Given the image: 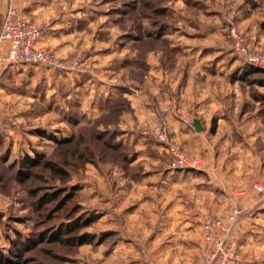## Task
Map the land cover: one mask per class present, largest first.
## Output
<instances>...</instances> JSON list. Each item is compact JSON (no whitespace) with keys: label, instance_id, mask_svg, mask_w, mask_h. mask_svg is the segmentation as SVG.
<instances>
[{"label":"rangeland","instance_id":"374dc122","mask_svg":"<svg viewBox=\"0 0 264 264\" xmlns=\"http://www.w3.org/2000/svg\"><path fill=\"white\" fill-rule=\"evenodd\" d=\"M249 1L0 0V31L8 9L16 8L42 25L41 43L73 65L20 63L22 74L0 78V264H201L205 219H226L233 208L241 209L235 199L253 191L262 206L254 217L264 226V192L253 186L264 183V72L247 75L241 85L248 95L232 100L230 110L197 109L206 131L189 147L173 137L167 117L169 106L184 104L180 83L148 69V59H159L165 70L176 68L178 43L246 64L233 47L230 26L251 50L264 53V10L258 9L264 0ZM248 92L261 99L242 116ZM159 126L190 161L236 171L228 173L235 188L215 199L212 213L201 215L192 231L182 216L195 207L172 200L193 192L204 200L212 192L189 187L196 180L187 172L200 168L170 167L166 145L143 133ZM38 154L39 164L29 168L25 159ZM149 169L183 170L184 177L149 176ZM244 180L249 186L239 190ZM242 215L241 209L232 232ZM88 219L78 231L62 230L65 223ZM83 232L94 240H71ZM123 234L131 238L115 246ZM239 250L251 264H264V239H250Z\"/></svg>","mask_w":264,"mask_h":264},{"label":"crops","instance_id":"0c3cea01","mask_svg":"<svg viewBox=\"0 0 264 264\" xmlns=\"http://www.w3.org/2000/svg\"><path fill=\"white\" fill-rule=\"evenodd\" d=\"M248 2L250 1L248 0ZM0 7H2L1 4ZM3 9L6 10L5 4L3 6ZM258 9H260V13L263 14L264 6L259 7ZM260 24L264 26L263 19L260 21ZM259 41L263 43L264 38L262 36H259ZM176 47L182 50L181 59L175 62L176 68H173L172 70L170 69V71L165 70L164 68L159 66V59H157L156 62L153 61L155 63L148 59V69L149 72L155 71V74H165L164 77H166L167 79L170 78V75H173V78H176V82L178 81L180 83L178 92H180V102L183 101L184 104L182 103L180 106H178V104H175L174 108H171L169 106L167 108V117L170 124L173 126V130L171 129L173 137L176 140L182 141L184 144L187 143L189 147H192V145L194 146V144L195 146H197L195 141L197 140V138H199V134L206 131L207 126L205 123H203L204 117L197 114V109L213 111L212 113L221 109L225 111L226 108L227 110H230V104L232 100H234L235 102H241V94L244 92L245 95H248L246 94L245 89L242 88L241 84H244V80L248 78L247 75H249L250 72L258 70H255L251 65L247 63L245 64L238 62L236 58L232 59L231 56L227 57V55H223L225 53H203V46H189L185 43H178V45L176 44ZM190 48H193L194 50H190ZM209 48L214 49V46H210ZM23 72L24 69H22V65L20 63H0V78L8 77L10 75L19 76ZM216 78H222L221 84L216 83ZM248 93L250 97H246V99H244L242 103L243 107H241L240 111V115L242 116L246 114V111H248L247 109L249 107L251 108V105H253V103H257L258 100L261 99V96H257L258 94H256L255 92ZM193 101H196V104L194 106H189V103ZM184 118H193L194 121L196 119H199L202 127L201 130H198L195 124L194 126L186 124L182 120ZM246 120L247 119H245V121ZM232 124L233 121H230L229 125ZM212 168L213 165L208 164L206 167L204 166L201 169L188 171L187 174H191L193 180H196L192 181L195 183L189 185V187L192 186V188L199 190L205 189L206 192L211 191L213 195L207 194L205 196V199L201 200V198L195 197V192L191 193V197L187 195L188 197L186 198L181 197V193V195L179 194L180 197L177 196V193L175 195V200H172L176 205L180 203L179 200L182 199L184 201H190V205L195 207V213H189V215H185L184 217L182 216V220L186 222V226L188 227L189 231H192L193 227H196L195 224L198 222V218L201 217V215L202 217L205 216L204 218H206L207 215L212 213V209H210V207L214 206L213 201L215 199L221 201V198L225 196V191L235 188V186L232 185V181H230V179L228 178V173H230V175L232 173L231 170H233V174L234 172L236 173L234 169ZM148 172L149 176L161 175L164 178L166 177L167 179L169 177H171L172 179L174 178V180H183L184 177V175L182 174L184 172L183 170L175 171L171 169L167 171V169H149ZM237 172L239 174H242L243 170H239ZM247 182L248 181L245 182L244 180L245 184ZM162 184H165L164 187L168 186L167 182H164ZM248 186L249 183L244 185V187H240L239 190L246 189V187ZM162 188L163 186L161 185L160 189ZM254 194H256V192L254 193L253 191L245 195H240L235 199L236 203L234 205H238L241 207V209L243 210V215L236 223L231 237L238 242V245L241 249L250 242V239H264V226L259 228V223H256V218L254 217L256 210L260 209L262 206L255 199ZM203 205H206V208L204 207L202 210L200 207ZM196 214L200 215L197 216ZM130 238L131 236L129 235H121L118 241L115 243V246H118L122 242V240L120 239L128 240ZM245 261L247 262L245 263ZM241 264L251 263L249 258L245 257Z\"/></svg>","mask_w":264,"mask_h":264},{"label":"built area","instance_id":"2783aa9c","mask_svg":"<svg viewBox=\"0 0 264 264\" xmlns=\"http://www.w3.org/2000/svg\"><path fill=\"white\" fill-rule=\"evenodd\" d=\"M44 28L32 19L23 15L16 8H10L4 15L0 31V63H29L65 69L73 65L67 63L54 53L52 49L41 43ZM229 37L237 54L248 64L264 69V53L251 50L245 43V37L234 26L229 28ZM193 123L192 119L187 120ZM143 133L152 136L159 143L165 144L174 169L202 168V159L189 160L181 151L180 146L169 142L168 133L164 127L145 129ZM256 190L264 192V183H253ZM241 213L239 207L232 209L226 219L220 216H209L202 225V237L205 247L202 251L201 264H240L243 257L236 240H231L232 229L237 216ZM152 264H157L152 261Z\"/></svg>","mask_w":264,"mask_h":264},{"label":"trees","instance_id":"16d2710c","mask_svg":"<svg viewBox=\"0 0 264 264\" xmlns=\"http://www.w3.org/2000/svg\"><path fill=\"white\" fill-rule=\"evenodd\" d=\"M252 67L255 70L264 72V69H262V68L255 67V66H252ZM51 136H53V135H51ZM70 140H71V138H62L60 141L64 143V142H68ZM39 158H40L39 154L37 155V157L27 156V158L25 159V161L27 162L26 165L30 168V167H32V166H34L36 164H39V162H40ZM53 170L56 173H65V174H67V172L64 169H53ZM90 220H92V219H88L84 223H82L80 221H76L74 223H65L64 226L62 227V230L65 231V232H68V233H73L75 231H78L81 227L86 226L90 222ZM69 238L70 237L64 238V239H62V241H69ZM71 240L74 241L75 243L77 242L78 244H83V243H87V242H92L94 240V236L92 234H88V233L83 232V233L78 234L77 236H73ZM4 258H5V256L3 257V255L0 254V261H2Z\"/></svg>","mask_w":264,"mask_h":264},{"label":"water","instance_id":"95a60500","mask_svg":"<svg viewBox=\"0 0 264 264\" xmlns=\"http://www.w3.org/2000/svg\"><path fill=\"white\" fill-rule=\"evenodd\" d=\"M194 123H195V126H196V128L198 129V130H201V124H200V121H199V119H196L195 121H194Z\"/></svg>","mask_w":264,"mask_h":264}]
</instances>
